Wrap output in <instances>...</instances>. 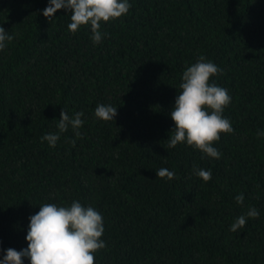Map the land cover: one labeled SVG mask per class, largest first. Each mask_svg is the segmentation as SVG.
<instances>
[{
	"label": "trees",
	"instance_id": "1",
	"mask_svg": "<svg viewBox=\"0 0 264 264\" xmlns=\"http://www.w3.org/2000/svg\"><path fill=\"white\" fill-rule=\"evenodd\" d=\"M48 3L0 0L14 37L0 51V260L28 247L40 205L77 200L104 218L95 264H264V0H129L127 14L101 22L99 44L90 25L68 30L67 9L49 21ZM201 55L232 98L219 159L166 148L182 74ZM101 103L117 107L114 120L96 118ZM64 108L84 113L82 137L69 126L55 147L41 142ZM249 207L259 217L230 231Z\"/></svg>",
	"mask_w": 264,
	"mask_h": 264
},
{
	"label": "clouds",
	"instance_id": "2",
	"mask_svg": "<svg viewBox=\"0 0 264 264\" xmlns=\"http://www.w3.org/2000/svg\"><path fill=\"white\" fill-rule=\"evenodd\" d=\"M130 8L129 0H49L43 15L52 21L57 10L67 9L71 13L68 30L75 33L81 26L90 25L91 39L94 44H99L108 35L100 31L101 22L118 19L127 14ZM13 39V35L0 26V51ZM222 71L203 55L185 68L179 94L170 113L175 127L168 137L167 149L186 143L208 157H221L222 153L213 143L220 140L221 133L234 131L231 121L223 115L225 107L231 103V96L227 89L214 81L210 83L211 78ZM83 115L81 111L70 116L64 108L57 124L58 132L45 134L41 142L47 141L55 147L60 133L66 132L69 126L75 136L81 138L79 129L84 123ZM116 115L117 107L111 104L101 103L95 109L96 118L103 121L114 120ZM257 135L264 137V131ZM72 143L75 145L76 141ZM156 172L161 179L171 180L175 177V173L167 168L156 169ZM193 173L205 182L212 178L211 171L203 168L194 167ZM244 199L243 193L235 196L237 204L243 205ZM259 215L255 207H249L246 213L236 217L230 231L244 228L248 218L255 219ZM29 219L26 236L28 247L20 251L8 248L0 264H24L25 257L30 264H95V253L106 247V242L101 239L105 231L102 214L77 200L72 201L70 206L45 203Z\"/></svg>",
	"mask_w": 264,
	"mask_h": 264
}]
</instances>
